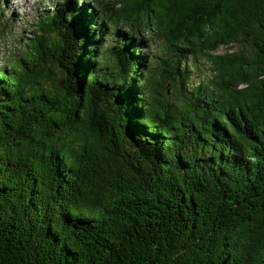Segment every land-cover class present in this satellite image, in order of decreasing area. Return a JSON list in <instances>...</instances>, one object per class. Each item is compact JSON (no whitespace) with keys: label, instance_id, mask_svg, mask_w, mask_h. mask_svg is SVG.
Listing matches in <instances>:
<instances>
[{"label":"trees","instance_id":"1","mask_svg":"<svg viewBox=\"0 0 264 264\" xmlns=\"http://www.w3.org/2000/svg\"><path fill=\"white\" fill-rule=\"evenodd\" d=\"M33 27L0 69V264H264V0H60Z\"/></svg>","mask_w":264,"mask_h":264},{"label":"rangeland","instance_id":"2","mask_svg":"<svg viewBox=\"0 0 264 264\" xmlns=\"http://www.w3.org/2000/svg\"><path fill=\"white\" fill-rule=\"evenodd\" d=\"M60 0H0V69L5 66L11 56L20 55L26 49L27 42L33 30L36 19L52 9ZM148 48L143 51L150 55L149 60L153 65H159V57L167 52L163 42L155 36H144ZM140 39V38H137ZM241 48L233 44L230 47H220L216 54H225L239 51ZM152 55L154 58L152 59ZM164 58V57H162ZM209 70L204 62H200L198 69L191 72L192 82L198 76L209 78Z\"/></svg>","mask_w":264,"mask_h":264}]
</instances>
